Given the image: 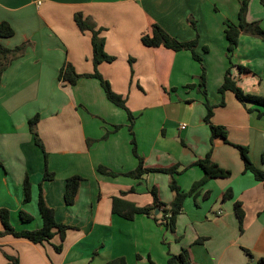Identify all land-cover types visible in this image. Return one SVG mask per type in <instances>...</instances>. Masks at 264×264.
<instances>
[{"label":"crops","instance_id":"obj_1","mask_svg":"<svg viewBox=\"0 0 264 264\" xmlns=\"http://www.w3.org/2000/svg\"><path fill=\"white\" fill-rule=\"evenodd\" d=\"M239 2L0 0V22L13 30L11 37L0 38V45L13 49L27 44L0 78V210L8 212L15 231L39 229L40 185L55 222L69 227L62 241L56 234L42 244L0 236V264H7V258L17 264H108L118 259L124 264H166L169 255L181 249L188 251L192 264L264 260V184L244 171L231 146L246 147L253 166L264 172V117L248 113L232 93H218L230 69L244 94L264 96V41L242 33L228 59L224 30L237 25ZM75 14L101 29L103 50L113 60L96 70L132 115L136 151L144 165L177 166L174 179L183 193L202 178V170L192 163L210 149L211 161L230 172L228 178L209 180L185 198L173 232L144 215L128 221L111 212L113 198L146 207L152 203L151 190L164 205L172 194L165 174L124 176L137 166L127 114L107 100L97 79L83 76L94 72L90 33L78 30ZM245 21L257 22L264 30L260 0L248 1ZM152 25L179 42L195 40L201 64L188 51L143 46L140 38L150 34ZM66 64L83 76L74 85L59 78ZM202 68L205 97L198 87ZM205 103L213 107L211 123L226 129L229 144L220 139L210 144ZM35 115L42 149L28 127ZM113 126L120 128L113 131ZM99 166L117 176L98 173ZM45 169L51 180L42 181ZM72 176L82 180L74 203L66 205L65 182ZM25 177L30 183L27 203L22 201ZM226 193L230 198L224 200ZM235 204L242 211L241 225ZM20 211L32 220L22 222Z\"/></svg>","mask_w":264,"mask_h":264},{"label":"trees","instance_id":"obj_2","mask_svg":"<svg viewBox=\"0 0 264 264\" xmlns=\"http://www.w3.org/2000/svg\"><path fill=\"white\" fill-rule=\"evenodd\" d=\"M249 0H240L239 2V9H238V23L237 25H227L224 34L225 39L227 42V53L228 59L231 56L234 49L237 47L238 44V37L240 34L244 33L254 38H257L261 41H264V30H262L257 22L247 23L245 21V14L248 6ZM260 3L264 5V0H260ZM73 20L78 28V30L82 32H89L90 33V44H91V51H92V63L94 67V72L90 75H83L84 77H91L95 78L99 81L101 88L104 91V94L107 100L112 103L114 106L123 109L127 114V120L129 122L128 131L132 136L130 143H131V152L133 156L137 159V166L136 168L128 173H125L124 176H128L131 178L139 179L145 174L148 173H162L168 176V188L172 194V200L168 205H164L159 202L156 190H151L150 194L152 196V203L146 207H136L132 203L124 201L120 198H113L111 202V212L125 220H132L135 215H144L147 218L152 219L157 225L163 226L167 228L169 231L173 232L175 228V221L178 214H180L182 209V204L186 197L193 195V193L201 187L204 183L209 180L213 179H225L230 176V172L218 167L215 163H213L210 159L211 149L202 159H198L192 163L194 166H198L202 172V178L195 182L190 190L186 193L180 191L178 185L175 182L174 175L179 174L177 171V166H171L167 168H160V167H147L144 165V160L137 154L136 151V144L133 138L132 133V124H133V117L130 112L126 109L125 103L122 98L115 94L111 88L109 83L104 80L99 73L97 72V66L102 62H111L113 60L112 57L108 56L104 50V41L103 38L100 37L101 29H95L93 23H91L88 19L82 17L81 14H75ZM13 35V30L9 27L8 24L4 22H0V38H9ZM140 41L143 46L149 48H156V47H164L166 49L178 52V51H188L191 54V57L194 61H197L201 64L200 57L196 54V41H189V42H179L174 38L170 37L161 27L157 25H152L151 31L149 35H143L140 38ZM27 44H22L17 46L13 49H7L0 45V78L2 72L5 68L10 64L11 61L19 58L22 56ZM204 52H205V48ZM238 69L241 72H245L246 68L238 66ZM81 75L75 74L73 68L66 64L60 70L59 78L63 82H66L70 85H74L76 81L83 77ZM188 87H192V85H188ZM199 92L203 97L206 96L205 93V79H204V71L202 68V73L199 77L198 83ZM225 92H230L233 94L234 98L245 108L248 113L255 112L258 118L264 117V96H256V95H249L244 94L242 90L237 86L236 82L233 80L230 69L226 70L222 84L218 88V93L220 95H224ZM223 101L220 102L219 106H223ZM250 104L251 107H247L246 105ZM206 109V114L204 117V122L208 125L209 128V138L210 144L212 145L215 139H220L223 143L229 144L227 140V131L222 126L213 125L211 123L212 111L213 107L209 106L207 103L204 104ZM38 121V116L35 115L28 121L29 131L33 136L34 143L36 146L42 149L41 141L37 135L36 131V124ZM119 126H113V131L119 129ZM109 134L107 132L103 138ZM233 146L239 153L240 159L243 163L244 171L249 172L256 181L262 182L264 184V172L258 170L253 166L249 157H248V149L241 145H231ZM44 153V152H43ZM45 155V153H44ZM97 172L109 176V177H116L117 174L109 171L104 167H97ZM53 175L44 170L42 181L51 180ZM82 179L78 176H72L66 179L65 182V192H64V201L66 205H72L74 203V199L76 197L78 187L80 181ZM22 191H23V202L27 203L30 200V183L27 177L24 178L22 183ZM230 198V193L224 194L223 199ZM37 209L39 216L41 218V227L36 230L31 231H15L9 224L8 221V212L6 210H0V222L2 224V231H0V236L3 235H11L16 238H23L28 240L34 244H42L44 242H49V240L54 236L58 235L60 241L64 239L65 231L69 229L68 226L63 224H58L54 220V215L52 209L46 206L42 191L39 185V193L37 199ZM234 210L239 222L241 225L242 222V211L239 208V204L234 205ZM158 211L157 215H154V212ZM19 219L24 222H30L32 217L28 214L24 213L23 211L19 212ZM203 239H197L195 241L196 244L202 242ZM60 245L55 247L56 251H60ZM249 256V255H248ZM7 264H17V260L14 258H7ZM108 264H124V261L121 259L114 260L109 262ZM149 264H154L153 262L149 261ZM166 264H192L189 259L188 251L186 249H181L180 253L177 255H169L167 258ZM247 264H250L249 262ZM258 264H264V260H259Z\"/></svg>","mask_w":264,"mask_h":264},{"label":"built area","instance_id":"obj_3","mask_svg":"<svg viewBox=\"0 0 264 264\" xmlns=\"http://www.w3.org/2000/svg\"><path fill=\"white\" fill-rule=\"evenodd\" d=\"M180 128H181V129H183V128H184V126H181Z\"/></svg>","mask_w":264,"mask_h":264},{"label":"water","instance_id":"obj_4","mask_svg":"<svg viewBox=\"0 0 264 264\" xmlns=\"http://www.w3.org/2000/svg\"><path fill=\"white\" fill-rule=\"evenodd\" d=\"M158 211H155V214H157Z\"/></svg>","mask_w":264,"mask_h":264},{"label":"rangeland","instance_id":"obj_5","mask_svg":"<svg viewBox=\"0 0 264 264\" xmlns=\"http://www.w3.org/2000/svg\"><path fill=\"white\" fill-rule=\"evenodd\" d=\"M155 213V212H154Z\"/></svg>","mask_w":264,"mask_h":264}]
</instances>
